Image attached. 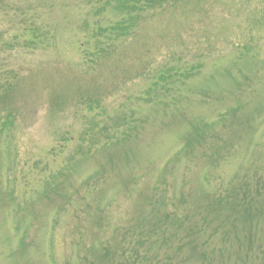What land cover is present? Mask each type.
<instances>
[{
  "label": "rangeland",
  "instance_id": "obj_1",
  "mask_svg": "<svg viewBox=\"0 0 264 264\" xmlns=\"http://www.w3.org/2000/svg\"><path fill=\"white\" fill-rule=\"evenodd\" d=\"M124 2L0 0V264H264V0Z\"/></svg>",
  "mask_w": 264,
  "mask_h": 264
},
{
  "label": "trees",
  "instance_id": "obj_2",
  "mask_svg": "<svg viewBox=\"0 0 264 264\" xmlns=\"http://www.w3.org/2000/svg\"><path fill=\"white\" fill-rule=\"evenodd\" d=\"M161 1V0H160ZM159 0H130V4L128 2H124L127 4V6L125 7L127 11H130L132 10L135 6L134 5H137V4H140V3H144L145 7H153L155 4L159 3L160 2ZM225 118V119H224ZM224 120L228 119V115H225L223 116ZM8 124V123H7ZM244 187L242 188L243 189H248V186L247 184L244 182ZM262 185L263 183L262 182H259L254 190V194H250L249 193V190H245L244 194L241 195L240 193H234L233 195L235 196V201L232 205V208L234 210H238V211H242L245 215H250V205H252V197L254 195H257L258 193L261 192V189H262ZM222 201V200H219V202ZM218 202V204H219ZM166 219H170L169 216H166ZM196 227V226H195ZM199 229L195 228L193 230V234H192V237H193V240L192 242L195 240V237H194V232L198 231ZM197 235L200 234V232H196ZM249 238L251 239V237L249 236Z\"/></svg>",
  "mask_w": 264,
  "mask_h": 264
}]
</instances>
